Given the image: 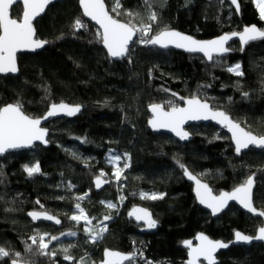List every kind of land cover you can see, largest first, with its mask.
<instances>
[{
	"label": "trees",
	"instance_id": "obj_1",
	"mask_svg": "<svg viewBox=\"0 0 264 264\" xmlns=\"http://www.w3.org/2000/svg\"><path fill=\"white\" fill-rule=\"evenodd\" d=\"M104 1L111 12L114 0ZM120 3L122 10L139 13V17L111 14L123 22L131 20L137 27L149 23L144 0ZM239 6L237 13L227 0H152L151 10L159 17L152 34L165 25L201 39L251 24L264 29L253 0H239ZM12 13L13 18L20 16L21 4L14 5ZM76 18L87 28L75 30ZM34 26L37 36L48 44L39 52L18 54L17 75H0V106L19 101L32 117L41 116L50 104L60 101L85 107L76 117L47 124L48 147L36 145L0 158V246L13 254L19 252L17 259L31 264H78L81 258L85 264H97L105 248L143 252L135 264H145V260L185 264L182 242L199 231L224 240H230L235 230L255 233L261 220L235 205L216 218L200 208L179 164L198 173L214 192L231 190L254 173L253 202L264 210V151L250 148L237 154L226 131L211 124L195 125L192 139L181 143L147 128V108L160 103L170 109L168 101L179 106L181 97L196 95L228 112L248 130L264 134V40L248 44L243 51L235 41L232 54L211 63L198 55L136 42L130 46V58L113 61L101 47L98 29L83 18L76 0L51 4ZM141 35L137 33L135 41ZM237 62L245 73L242 77L227 71ZM110 150L122 156L121 165L125 163L123 154L130 156V167L119 182L106 161ZM37 161L41 172L29 177L22 166ZM101 171L111 184L95 192L92 179ZM142 192L165 195L143 199ZM81 196L83 200L76 199ZM109 201L117 208L108 209ZM76 203L90 219L95 218L93 225L111 214L108 231L96 243L83 231V221L77 224L69 219ZM137 204L151 211L156 228L131 220L128 211ZM29 210L55 214L62 225L32 223L25 215ZM65 231L77 235L62 248L48 249L55 256L39 254L38 245L26 250L32 236L39 239L42 234L57 236ZM63 248H68L73 260L64 259ZM12 258H3L0 264H11ZM218 260V264H264V246H231L218 254Z\"/></svg>",
	"mask_w": 264,
	"mask_h": 264
},
{
	"label": "snow or ice",
	"instance_id": "obj_2",
	"mask_svg": "<svg viewBox=\"0 0 264 264\" xmlns=\"http://www.w3.org/2000/svg\"><path fill=\"white\" fill-rule=\"evenodd\" d=\"M52 2V0H0V74L17 73L19 71L17 65V53L22 50L35 51L42 48L48 41L37 39L36 31L34 27V20L45 12L46 7ZM190 2V0H189ZM17 3L22 5V13L20 16L13 18L12 9ZM144 3L148 6L149 23H141L139 27L132 23L121 22L119 19L114 18L106 8L104 0H79V4L83 10L84 16L89 17L92 21H95L102 31H98V36L103 46L107 49V53L112 58H123L128 56L130 58V44L139 42L140 44L157 45L161 48H169L174 46L176 48L184 49L190 53H203L209 61H214L217 57H223L229 53L231 49L226 47L227 43L234 36H238L241 42V51L244 50L243 46L257 40H264V29L257 27V25L245 26L241 32H233L231 34L224 33L219 37L212 40H197L192 36L186 35L179 31L172 29L170 26L165 25L159 31L153 33V25L159 23V17L156 11H152V0H144ZM258 8V14L261 20H264V0H255ZM231 5L236 6V10L239 11L238 0H230ZM112 13L117 15L125 14L130 17H139V13H134L130 10H122L120 0H114ZM75 30L86 29L87 25L80 19L76 18L73 23ZM141 33V37L138 41H135L133 37ZM227 71L235 74L237 77L244 76L241 63L229 65ZM164 91H169L164 89ZM172 95H176L172 93ZM247 97L248 93H242ZM184 100L185 107H177L172 101H168L167 104L171 105L170 109L165 111V105L160 103L151 104L150 110L152 112V118L149 121L150 126L153 129H170L181 140H187L190 133L184 130V125L190 120H217L220 124L227 127L232 133V140L235 142V151L237 154L242 149H247L250 146H256L264 148V134H253L250 130H246L241 127V124L232 120V118L223 111L213 110V107L209 105L207 100H201L198 96L193 95L191 98ZM81 105H67L63 102L60 104L52 103L49 106L48 111L43 117H31L26 115L23 111V105L17 101L16 103H9L4 106H0V154L6 153L12 149L31 147L33 142L40 141L44 144L48 143L46 136L48 129L41 127L42 120H47L49 117H55L58 115H67L69 117L74 116L80 112ZM86 142V141H82ZM76 156V153H72ZM125 163L123 167H116L113 176L116 181L119 182L122 178V174L125 169L130 167L127 160L130 159L128 153L123 154ZM122 159L121 155L114 154L113 150L109 152L108 163L119 164ZM178 162V161H177ZM179 163V162H178ZM183 169L184 174L189 179L196 182V195L201 204H205L213 215L221 212L229 201H238L249 213L264 217V210H258L253 203L252 187L253 176H249L243 183L234 187L231 192H221L218 196L212 194V189L207 184H203L200 179L193 176L183 164H179ZM24 171L29 177L34 174H39L41 168L39 162L31 164H25L22 166ZM2 174V173H0ZM105 175L101 171L100 176ZM100 176L96 177L95 186L100 188L102 182ZM105 180L103 183H108ZM69 188L74 185L69 184ZM87 195V194H85ZM141 198L143 199H162L165 194L163 193H144L142 192ZM63 199V198H61ZM77 200H83L84 197H77ZM123 197L121 198V200ZM39 204V201L36 202ZM103 204L104 202L101 201ZM108 209H116L117 205L111 201L107 202ZM75 209L79 214H73L69 217L70 220L79 224L84 222L83 231L90 237L92 243H96L103 238V235L108 231L107 221L112 219L111 214L105 215L103 220L98 224L93 225L95 218H89L85 213V210L81 207L80 203L75 204ZM28 215L33 220L46 219L54 221L59 224L61 221L56 216L49 214L47 211L29 212ZM130 216H134L137 221H144L145 226L149 229L157 227V221L152 218V214L147 209H133L129 213ZM45 235L32 236L29 239L31 244L26 246L27 251H32L33 245H38V251L41 255H48L50 257L55 256V251H48L49 244L52 241L58 240L60 237L51 236V238L45 242ZM61 236H76L75 231L62 232ZM197 239L200 243L193 247L191 241H183V244L189 249L188 255L190 257L187 264H199L201 258L207 262V264H216V256L218 250L228 248L230 243L245 242L250 243L253 240L264 241V226L259 227L255 236H250L242 233L239 230L234 232V240L230 242H223L220 240H212L203 233L198 234ZM72 247V245H69ZM65 253V260H73L74 258L68 255V248H63ZM13 256L11 264H22L17 258L21 256L19 252L11 253L4 247L0 246V260L3 258ZM143 257V252L122 253L110 249L104 250V259L101 264H135L137 257ZM78 264H85L84 258L78 262ZM145 264H153L150 260H145Z\"/></svg>",
	"mask_w": 264,
	"mask_h": 264
},
{
	"label": "water",
	"instance_id": "obj_3",
	"mask_svg": "<svg viewBox=\"0 0 264 264\" xmlns=\"http://www.w3.org/2000/svg\"><path fill=\"white\" fill-rule=\"evenodd\" d=\"M58 1H61V0H52V2L46 7L45 12L47 11V9L49 8V6H50L51 4H54V3L58 2ZM76 1H77V3H78V7H79V9H80V11H81V13H82L83 18H84L85 20H87L90 24L94 25V26L98 29V31H102V30L100 29V26H99L95 21H92L89 17L84 16V14H83V10H82V8H81V6H80V4H79V0H76ZM227 2L230 4V0H227ZM104 3H105V1H104ZM238 3H239V0H238ZM230 5H231V4H230ZM21 6H22V5H21ZM105 6H106V8H107L106 3H105ZM231 6H232V8H233L237 13L239 12V11L236 10V6H235V5H231ZM107 9H108V8H107ZM45 12L42 13L39 17H37V18L34 20V22H35L38 18L42 17V16L45 14ZM109 12H110V11H109ZM110 14H111V12H110ZM112 15H113V14H112ZM113 16H114V15H113ZM114 18H117V17L114 16ZM117 19H119V18H117ZM119 20H120V19H119ZM120 21L123 22L122 20H120ZM34 22H33V23H34ZM251 25H257V24H251ZM251 25H245V26H251ZM245 26H244V27H245ZM34 27H35V26H34ZM244 27H243V28H244ZM257 27H259V26L257 25ZM243 28H242L241 30H239V31L224 32V33H229V34H231V33H233V32H241V31L243 30ZM259 28H260V27H259ZM172 29H174V28H172ZM174 30L179 31V30H177V29H174ZM35 31H36V29H35ZM179 32L184 33V32H182V31H179ZM224 33H222V34H224ZM184 34L189 35V36H192V35L187 34V33H184ZM222 34H220V35H222ZM220 35H217V36H215V37H213V38H209V39H201V38H196V37H194V36H192V37L195 38V39H197V40H202V41H203V40H212V39H215V38L219 37ZM135 37H136V36H135ZM135 37H133L134 40H135ZM36 38H37V39H41L40 37L37 36V33H36ZM41 40H44V39H41ZM235 41L238 42L240 48L242 47L239 37H238V36H234V37H232V39H231V40L227 43V45H226V47H229V48L231 49V51H230L229 53L225 54L223 57H226V56H228V55H230V54H232V53L234 52V49H233L232 47H233V42H235ZM257 41H261V40H257ZM257 41H254V42H257ZM254 42H251V43H254ZM47 44H48V43H47ZM47 44H45L42 48L37 49V50H35V51H31V50H22V51H20V52L17 53V56H18V54H22V53H36V52H39V51H41L43 48H45V47L47 46ZM132 44H133V43H132ZM132 44H130V46H131ZM249 44H250V43H249ZM247 45H248V44H247ZM247 45H244L243 48H244L245 46H247ZM146 46H147V47H155V48H157V49H159V50H167V49H171V50L181 51V52H184V53H186V54L198 55V56H201L202 58H204L205 61H206L207 63H211V61H209V60L204 56L203 53H190V52H188V51H186V50H184V49L176 48V47H174V46H170L169 48H161V47H159V46H157V45H147V44H146ZM101 47H102L103 50L106 52L107 56H108L111 60H113V61H118V60H122L123 58H125V57H123V58H112V57H110V56L108 55V53H107V49L103 46L102 42H101ZM17 65H18V61H17ZM18 69H19V66H18ZM18 73H19V71H18L17 73H8V74H0V75H1V76H6V75H17ZM186 99H187V98H186ZM200 99H201V98H200ZM201 100L203 101L204 99H201ZM61 102L65 103V104H67V105H73V106H74V105H81V104H72V103H69V102H66V101L55 102V104H60ZM207 102L209 103L210 106H212L211 103H210L209 101H207ZM6 105H7V104H6ZM49 106H50V105H49ZM49 106L47 107V109L45 110V112H44L41 116H39V117H43V116L46 114V112H47L48 109H49ZM81 106H82V108H81L80 112L76 113L74 116L69 117V116H67V115H58V116H55V117H49L47 120H42V123H41L40 126L43 127V128L48 129V134H47V136H46V139L48 140V143H47V144H44V143H42V142H40V141H35V142H33V145H32L31 147H26V148H19V149H12V150H9V151L6 152V153L0 154V158H1V157H4L6 154L11 153V152H20V151L30 150L31 148H33V147L36 146V145H40V146H42V147H44V148L48 147V146L50 145V140H49L50 129H49V127L47 126V124H48L49 122L55 120V119H59V118H68V119H70V118H73V117L78 116V115L82 112V110L84 109V107H85L84 105H81ZM149 106H150V105H149ZM149 106H148V108H147V111H148V113H149V117H148V119H147V128H148L150 131H152V132H158V133H164V134L170 135V136H171L174 140H176V141H179V142H181V143H186V142H189V141L192 139V132L189 130V127H191V126H195V125H199V124H211V125L214 126V127H217V128H219V129H223L224 131H226L227 135H228L229 138H230V142H231V144H232V146H233V148H234V150H235V142H234V140H232V138H231V137H232V133L229 131V129H228L227 127H225V126H223L222 124H220L217 120H213V119H207V120H204V119H201V120H190V121H187V122L185 123V125L183 126V127H184V130L190 133V136H189V138H188L187 140H181V139H180L178 136H176V134H175L174 132H172L170 129H153V128L150 126V124H149V121H150V119L152 118V112H151ZM185 106H186V104H185V102H184V100H183V101H182V104L179 105V106H177V107H185ZM212 107H213V106H212ZM167 110H169V109H165V111H167ZM213 110H219V111L226 112V111H224L223 109H221V108H216V107H213ZM226 113L232 118V120H234L235 122H238V121H237L235 118H233L228 112H226ZM25 114H26V115H29V114H27L26 112H25ZM29 116H30V115H29ZM31 117H32V116H31ZM238 123H239V122H238ZM241 127H244L246 130H248V129H247L245 126H243V125H241ZM251 132H252V131H251ZM252 133L255 134L254 132H252ZM250 148L260 149V150H263V151H264V148L256 147V146H250V147L247 148V149H242L240 153L246 152V151H247L248 149H250ZM235 152H236V151H235ZM187 169H188V168H187ZM181 171H182V172H181V175H182V177L184 178V180H185L187 183H189V184L191 185V193H192V195H193V197H194V200H195L196 204H197L200 208H202L203 210L207 211V212L210 214L211 217L216 218V217L220 216L223 212H225V211L228 209L229 206H231V205H235L238 209H240L242 212L246 213V214L249 215L250 217H253V218H259V219L261 220V225H260L259 227L264 226V217H260V216H258V215H255V214L249 213L246 209L243 208L242 205L239 204L238 201H235V200H233V201H229V202H228V205H227V206H226L221 212L217 213L216 215H213L212 212H211V209H209L205 204H201V203H200V201H199V199H198V197H197V195H196V182H195V180L189 179V177H188L187 175L184 174L183 169H181ZM188 171H189L193 176L197 177V179H200L201 182H202L203 184H207L208 187H209L210 189H212V187L209 185V183H208L206 180H204L203 178H201V176H199V175H198L197 173H195V172L190 171L189 169H188ZM98 176H99V175H98ZM249 176H250V175H249ZM249 176H248V177H249ZM251 176H253V181H254V182H253V187H252V198H253V192H254L255 184H256V179H255L256 176H255L254 173L251 174ZM96 177H97V176H95V177L92 179L93 189H94L95 192H100V191H102L103 189H105L106 187H108V186L111 184V182H110L109 179H105V178H103L102 176H100V179H101V182H102V186H101L100 188H97V187L95 186ZM248 177H247V178H248ZM247 178H246V179H247ZM246 179H245V180H246ZM105 180H107V181H109V182H108V183H103V181H105ZM239 185H240V184H239ZM233 189H234V188H233ZM233 189H231V190H221V191H219V192H214L213 189H212V194L218 196L222 191H223V192H231ZM253 203H254V202H253ZM254 206H255V205H254ZM255 207H256V206H255ZM256 208H257V207H256ZM133 209H147V208L144 207V206H142V205H140V204L134 205V206L131 207L130 210L128 211V215H129V213H130L131 211H133ZM257 209H258V210H261V209H259V208H257ZM147 210L151 213V211H150L149 209H147ZM32 211L44 212L45 210H29V211H27V212L25 213V215H26V217H27L32 223H44V224L51 225V226H53V227H55V228H60V227H61V225H62V220H61V218L58 217L57 215L52 214V213H50V212L47 211L49 214L56 216V218L59 219V220L61 221L59 224H56L54 221H49V220H46V219H43V218H41V219H37V220H33L32 217H30V216L28 215V213H29V212H32ZM151 214H152V213H151ZM129 217H130L131 220H133L135 223H138V224H140V225H142V226H145L144 221H137V220L135 219L134 216H130V215H129ZM152 218H153V216H152ZM153 219H154V218H153ZM259 227H258V228H259ZM258 228L256 229V231H255L254 234H246V233H244V232H242V233H244V234H246V235H250V236H255V235L257 234V230H258ZM235 231H236V230H235ZM235 231H234V232H235ZM234 232H233L232 238H231L230 240H224V239H222V238H217V239H216V238H211L208 234H206V233L203 232V231H199V232H197V233L194 235V237H192V238H190V239H186V240H187V241H191V242H192V246L195 247V246H197V245L200 243V241L197 239L198 234L203 233L204 235H206L207 237H209V238L212 239V240H220V241H223V242H226V243H227V242H230V241H233V240H234ZM186 240H184V241H186ZM255 243H261V244H263V246H264V241L253 240V241L250 242V243H245V242L230 243L229 247H231V246H250V245L255 244ZM182 247L186 250L185 264H187V262H188L189 259H190L189 255H188V251H189V249L183 244V242H182ZM229 247H228V248H229ZM228 248L220 249V250L217 251V253L215 254V256H216V264H218V261H219V260H218V254H219L220 252H223V251L227 250ZM105 249H109V248H105ZM105 249L102 250V258H101V260H99V261L97 262V264H101V261L104 259V250H105ZM110 250H112V249H110ZM114 251H119V250H114ZM119 252H122V251H119ZM122 253H126V252H122ZM138 257H139V256H138ZM138 257H137V258H138ZM21 262H22V261H21ZM126 263H127V262H125V264H126ZM201 263H203V264H207V262L204 261L202 258H201V260L199 261V264H201ZM22 264H31V263H25V262H22Z\"/></svg>",
	"mask_w": 264,
	"mask_h": 264
},
{
	"label": "rangeland",
	"instance_id": "obj_4",
	"mask_svg": "<svg viewBox=\"0 0 264 264\" xmlns=\"http://www.w3.org/2000/svg\"><path fill=\"white\" fill-rule=\"evenodd\" d=\"M253 2L255 3V0H253ZM255 5H256V3H255ZM257 7V6H256ZM258 9V8H257ZM233 64H235V63H233ZM232 65V64H231ZM195 128V126H191V127H189V130L191 131V129H194ZM115 154V153H114ZM117 155V154H116ZM106 157H107V159H106V161H107V164H109V166L111 167V175L113 176V172H114V170H115V168L116 167H123V165H121V163L119 162V164L117 165V164H110V163H108V158H109V153H107V155H106ZM122 160V159H121ZM120 160V161H121ZM198 174V173H197ZM199 175V174H198ZM200 176V175H199ZM113 178H115L114 176H113ZM73 214H79L78 213V211L77 210H75L74 212H73ZM72 214V215H73ZM65 232H69V231H65ZM62 233V232H61ZM61 233H59L57 236L58 237H60L58 240H56V241H52V243L51 244H49V249H54V248H62V247H64L68 242H69V240H71V239H73L75 236H70V235H68V236H61L60 234ZM42 235H44V234H42ZM51 236L52 235H45V242H47L50 238H51ZM89 240H90V237H89ZM91 241V240H90Z\"/></svg>",
	"mask_w": 264,
	"mask_h": 264
},
{
	"label": "flooded vegetation",
	"instance_id": "obj_5",
	"mask_svg": "<svg viewBox=\"0 0 264 264\" xmlns=\"http://www.w3.org/2000/svg\"><path fill=\"white\" fill-rule=\"evenodd\" d=\"M105 174V173H104ZM104 190V189H103ZM146 227V226H145ZM201 264H203V263H201Z\"/></svg>",
	"mask_w": 264,
	"mask_h": 264
},
{
	"label": "built area",
	"instance_id": "obj_6",
	"mask_svg": "<svg viewBox=\"0 0 264 264\" xmlns=\"http://www.w3.org/2000/svg\"><path fill=\"white\" fill-rule=\"evenodd\" d=\"M157 264H159V262H157Z\"/></svg>",
	"mask_w": 264,
	"mask_h": 264
}]
</instances>
